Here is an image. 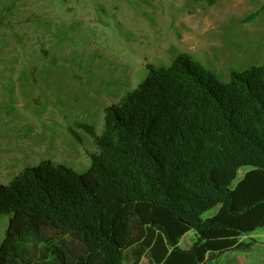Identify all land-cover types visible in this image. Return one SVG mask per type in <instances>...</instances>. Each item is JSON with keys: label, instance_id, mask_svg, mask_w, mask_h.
<instances>
[{"label": "trees", "instance_id": "trees-1", "mask_svg": "<svg viewBox=\"0 0 264 264\" xmlns=\"http://www.w3.org/2000/svg\"><path fill=\"white\" fill-rule=\"evenodd\" d=\"M147 70L106 108L101 135L82 125L97 148L84 173L43 162L0 185V264H68L65 238L90 249L76 264H218L252 246L243 239L264 228V64L228 82L189 54Z\"/></svg>", "mask_w": 264, "mask_h": 264}, {"label": "rangeland", "instance_id": "rangeland-1", "mask_svg": "<svg viewBox=\"0 0 264 264\" xmlns=\"http://www.w3.org/2000/svg\"><path fill=\"white\" fill-rule=\"evenodd\" d=\"M179 54L223 82L263 65L264 0H0V185L43 162L84 173L97 148L82 125L101 135L106 108L147 77L148 65L170 66ZM250 170L241 168L232 188ZM8 223L0 219V244ZM243 241L252 246L218 264H264V228ZM59 246L68 264L90 253L74 238Z\"/></svg>", "mask_w": 264, "mask_h": 264}, {"label": "crops", "instance_id": "crops-1", "mask_svg": "<svg viewBox=\"0 0 264 264\" xmlns=\"http://www.w3.org/2000/svg\"><path fill=\"white\" fill-rule=\"evenodd\" d=\"M195 240V233H194V238L192 239V243H193V241ZM191 246H192V244H191ZM190 246V247H191ZM189 247V248H190ZM146 260L149 262V260L148 259H146V258H144L142 261H141V264L144 262L145 264H146ZM150 264V263H149Z\"/></svg>", "mask_w": 264, "mask_h": 264}]
</instances>
